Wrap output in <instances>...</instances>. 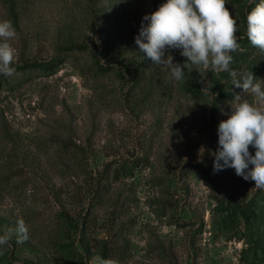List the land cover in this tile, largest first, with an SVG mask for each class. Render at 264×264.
Wrapping results in <instances>:
<instances>
[{
	"label": "rangeland",
	"instance_id": "obj_1",
	"mask_svg": "<svg viewBox=\"0 0 264 264\" xmlns=\"http://www.w3.org/2000/svg\"><path fill=\"white\" fill-rule=\"evenodd\" d=\"M164 2L0 0L17 33L0 74V233L29 226L0 264H264V189L213 171L221 109L253 97L227 71L201 81L190 65L177 82L142 58V18ZM258 2L225 7L242 37L230 69L264 79L246 36ZM29 63L49 67L17 71Z\"/></svg>",
	"mask_w": 264,
	"mask_h": 264
},
{
	"label": "clouds",
	"instance_id": "obj_2",
	"mask_svg": "<svg viewBox=\"0 0 264 264\" xmlns=\"http://www.w3.org/2000/svg\"><path fill=\"white\" fill-rule=\"evenodd\" d=\"M228 0H165L158 9L146 14L141 21L135 44L143 53V59L149 58L153 65H163L170 70L174 81L184 79L185 69L196 66L201 81L207 71H227L234 88L251 94L253 100L242 99L235 94L231 113L222 120L217 129L218 146L214 156V173L227 168L235 169L237 176L245 181H254L255 187L264 189V79H258L253 71L230 69L232 52L239 47L237 36L238 21L230 14L225 4ZM146 22V23H145ZM16 30L10 20H0V74L10 76L15 71L12 66L16 50L10 43L16 37ZM246 36L251 45L264 52V0H259L246 16ZM169 49H179L186 60L176 62ZM166 57V58H165ZM208 92V87L203 89ZM249 146L255 149L253 155ZM206 149L201 146L202 156ZM251 165V167H250ZM17 243L29 240V226L20 217L15 228L0 233V255L5 247H11L12 236ZM95 264H109L101 257L95 258Z\"/></svg>",
	"mask_w": 264,
	"mask_h": 264
},
{
	"label": "trees",
	"instance_id": "obj_3",
	"mask_svg": "<svg viewBox=\"0 0 264 264\" xmlns=\"http://www.w3.org/2000/svg\"><path fill=\"white\" fill-rule=\"evenodd\" d=\"M49 66L48 65H42V64H37V63H35V64H26V65H24V66H22V67H19L18 69H17V71H28V70H31V69H46V68H48ZM101 69H102V67H101ZM104 69V71H107V68H103Z\"/></svg>",
	"mask_w": 264,
	"mask_h": 264
}]
</instances>
